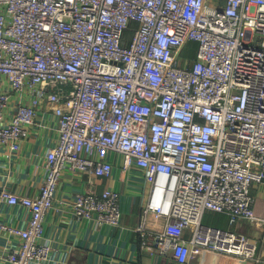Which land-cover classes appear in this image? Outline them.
<instances>
[{
	"label": "built area",
	"instance_id": "2783aa9c",
	"mask_svg": "<svg viewBox=\"0 0 264 264\" xmlns=\"http://www.w3.org/2000/svg\"><path fill=\"white\" fill-rule=\"evenodd\" d=\"M46 105L57 135L39 194L0 183V201L29 213L22 227L0 211V234L17 240L11 264L49 259L44 216L63 172L110 176V153L144 172L136 230L148 214L165 220L142 249L180 263L194 246L260 260L254 238L202 218L264 224L251 191L264 181V0H0V146L18 150ZM71 207L98 225L121 220L111 187L89 185Z\"/></svg>",
	"mask_w": 264,
	"mask_h": 264
},
{
	"label": "crops",
	"instance_id": "0c3cea01",
	"mask_svg": "<svg viewBox=\"0 0 264 264\" xmlns=\"http://www.w3.org/2000/svg\"><path fill=\"white\" fill-rule=\"evenodd\" d=\"M48 105L38 115L42 125H33L30 133L21 141L18 150L10 151L0 146V183L24 195L36 196L44 177V154L56 139V119ZM113 164L110 176L101 177L65 170L55 193V201L44 216L42 241L51 246L49 259L44 263L30 264H264V224L241 220L230 225L226 215L211 214L218 227L227 226L244 232L258 242L255 259H245L234 254L194 246L186 263L178 262L171 251L166 254L151 253L139 245L144 235L150 237L164 228L165 220L148 214L143 234L136 230L141 222L148 184L144 172L135 164L122 166V156L110 153ZM93 185L97 192L111 187L120 193L121 220L116 226L108 223L96 224L91 218L76 219L71 202L77 192ZM254 195V212L261 215L264 210V181L251 189ZM0 211L5 220L22 227L27 225L28 211L19 205L0 201ZM206 212L203 215L205 217ZM207 220L208 216L206 217ZM189 230H185L188 237ZM17 242L12 237L0 234V264H11L7 254Z\"/></svg>",
	"mask_w": 264,
	"mask_h": 264
},
{
	"label": "rangeland",
	"instance_id": "374dc122",
	"mask_svg": "<svg viewBox=\"0 0 264 264\" xmlns=\"http://www.w3.org/2000/svg\"><path fill=\"white\" fill-rule=\"evenodd\" d=\"M196 47H197L196 41L190 40L187 43V45L183 48V50L181 51V53L179 55L180 56L179 57V64L180 65H184L186 59L188 60V59H191L194 57L195 52H196ZM211 214H215V213L213 211L207 210L204 219L202 218V221L205 224L217 226V224H215V222L213 221ZM207 216H208L209 220L206 219ZM222 228H229V227L223 226ZM230 229H234V228H230Z\"/></svg>",
	"mask_w": 264,
	"mask_h": 264
}]
</instances>
